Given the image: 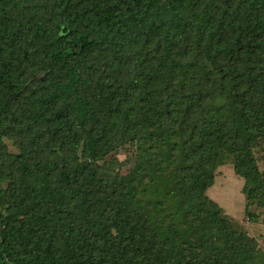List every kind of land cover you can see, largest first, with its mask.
<instances>
[{"label": "trees", "instance_id": "trees-1", "mask_svg": "<svg viewBox=\"0 0 264 264\" xmlns=\"http://www.w3.org/2000/svg\"><path fill=\"white\" fill-rule=\"evenodd\" d=\"M263 144L264 0H0V264H264Z\"/></svg>", "mask_w": 264, "mask_h": 264}, {"label": "rangeland", "instance_id": "rangeland-1", "mask_svg": "<svg viewBox=\"0 0 264 264\" xmlns=\"http://www.w3.org/2000/svg\"><path fill=\"white\" fill-rule=\"evenodd\" d=\"M8 149L12 152L15 148L6 140ZM134 146L121 143L120 146L106 157L107 167L111 171L125 173L132 165L135 152ZM258 167L264 172V144L254 148ZM244 180L233 171L232 157L225 154L222 163L217 167L213 183L208 187L206 194L219 204L223 211L231 217L233 225L256 239L259 249L264 252V208L251 205L249 211L254 217L244 213V195L241 191Z\"/></svg>", "mask_w": 264, "mask_h": 264}]
</instances>
